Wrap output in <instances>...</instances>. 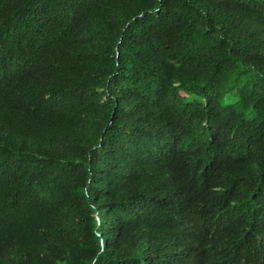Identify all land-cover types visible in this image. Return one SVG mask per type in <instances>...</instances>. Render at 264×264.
<instances>
[{
	"label": "trees",
	"instance_id": "trees-1",
	"mask_svg": "<svg viewBox=\"0 0 264 264\" xmlns=\"http://www.w3.org/2000/svg\"><path fill=\"white\" fill-rule=\"evenodd\" d=\"M264 264V0H0V264Z\"/></svg>",
	"mask_w": 264,
	"mask_h": 264
},
{
	"label": "clouds",
	"instance_id": "clouds-1",
	"mask_svg": "<svg viewBox=\"0 0 264 264\" xmlns=\"http://www.w3.org/2000/svg\"><path fill=\"white\" fill-rule=\"evenodd\" d=\"M163 264H177V263H175V262H173V261L170 262V261H166V260H164V261H163Z\"/></svg>",
	"mask_w": 264,
	"mask_h": 264
}]
</instances>
